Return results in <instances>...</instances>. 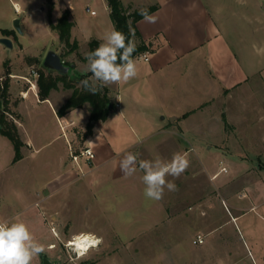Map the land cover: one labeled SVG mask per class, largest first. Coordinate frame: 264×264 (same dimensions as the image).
Instances as JSON below:
<instances>
[{
    "label": "rangeland",
    "instance_id": "rangeland-1",
    "mask_svg": "<svg viewBox=\"0 0 264 264\" xmlns=\"http://www.w3.org/2000/svg\"><path fill=\"white\" fill-rule=\"evenodd\" d=\"M14 1L26 3L18 14ZM67 1L85 37L95 33L96 24L105 30L110 22L105 0H57L56 10L55 0H0V38L7 37L12 44L6 47L0 42V109L6 123L17 128L15 121L20 116L15 105L19 100L21 132L34 137L27 147L19 136L23 156L14 160L11 140L0 134V220H22L45 246L32 264H41L42 254L54 264H252L254 259L264 264V212L249 209L251 203L264 202V69L245 76V82L239 80L225 102L210 91L216 96L211 104L220 109L226 106L228 123L215 117L213 121L220 125L211 126L215 132L207 140L188 142L177 135L162 139L160 134H146L133 119L121 118L118 109L113 110L123 121L125 133H130L129 143L137 147L138 160L157 156L170 160L179 152L190 161L179 178H167L177 185V191L165 189L161 200H149L139 169L131 177H92L89 168L95 166L86 163L85 156H78L74 163L72 154L78 155L85 147L87 113L82 121V112L70 114L77 123L71 126L73 147L68 148L63 135L68 131L60 129L58 115L38 107L33 91L28 98H20V91L28 86L21 77L32 79V69L43 70L48 50L63 51L49 26L48 13L51 3L50 20L55 22V14ZM252 1L259 4L264 17V0ZM231 39V49L246 70H258L256 64L264 67V41L237 44ZM79 42L80 50H85L87 45ZM35 91L38 94L37 84ZM69 93L59 82L58 91L52 89L50 97L62 101V94ZM193 144L195 150L186 151ZM122 158L112 161L118 165ZM221 166L227 171L219 172ZM229 191L246 194L237 200L244 214L236 220L231 217L235 211ZM198 232L204 234V242L194 245L192 238ZM83 233L98 241L96 245L81 252L67 245Z\"/></svg>",
    "mask_w": 264,
    "mask_h": 264
},
{
    "label": "crops",
    "instance_id": "crops-1",
    "mask_svg": "<svg viewBox=\"0 0 264 264\" xmlns=\"http://www.w3.org/2000/svg\"><path fill=\"white\" fill-rule=\"evenodd\" d=\"M120 1L129 10L145 9L157 5L156 9L149 13V15L157 17V22L149 23L143 17L136 22L138 34H134L131 40H134L136 46L139 44L147 46L145 51L133 56L138 67L137 77L126 83L105 86L113 106L105 120L92 123L94 125H92L91 133L84 141L85 146H89L94 152L92 160L85 159L86 163L95 166L89 168L92 177L103 175L114 178L124 177L119 170V164L116 165L112 160L114 157L116 159L123 157L127 152L134 153L137 148L135 144L129 143L130 133H125L123 121L118 120L116 114L113 113L114 109H118L121 118L130 117L133 119L140 128L142 127L141 129L145 130L146 134L147 132L160 134L162 139L177 135V138L188 142L207 140L208 136L215 132L211 126L220 125L218 120L217 122L213 121L215 117L222 119L223 124L228 123L226 106H222L220 109L211 104L216 97L211 93L215 91L217 97H222L221 101L225 102L233 89L241 83L239 80L245 82V76L249 77L251 73H258V71L261 73V70L264 69L260 64H256L255 68L258 70H246L242 64L243 60L240 59L241 62L231 49V38H235L237 44L251 43L252 39L264 41V17H262L261 9L256 1ZM12 5L14 13L18 14L26 3L25 1L22 3L14 1ZM56 5L57 0H55V10ZM107 9L109 15L108 6ZM65 10H68L69 18L73 22L71 40L77 41L79 49V39L83 40L86 45L92 39H96L100 44L103 42L102 38L105 33L114 28L110 19L105 30L96 24L95 33L85 37L86 31L79 26L74 17V7L70 1H67V5L63 6L58 14H55L56 19ZM145 53L148 55V60L141 58ZM65 59L73 60L74 71L87 72V62L76 59L72 54L66 56ZM206 61L209 64L207 69ZM205 80L208 90H205ZM98 83L96 82V84ZM30 91L32 90L27 89L26 97H21L19 94L20 98H28ZM57 91L58 88L55 89V92ZM112 93L115 94V97H112ZM50 94L47 99L42 100L37 93H34L35 103L38 107H46L57 115V107L64 103L67 95L62 94L64 96L62 101L58 98L53 101ZM18 106L19 100L16 102L15 108L19 113L20 120L22 113ZM74 111L82 112L81 121L85 118L86 113L89 116L86 107L71 109L61 117L56 116L60 129L64 127L68 131L66 134L63 133L67 138L68 148L70 145L71 148L73 147L71 126L77 123L70 117ZM166 118L169 119V123L164 122ZM19 120L15 121L19 136L23 140V146L29 147L32 145L34 137L31 133L23 135L20 129L22 122ZM175 124L178 129L174 127ZM190 150H195L194 144L186 149V151ZM74 163L77 164V161ZM107 163L109 166L111 164V167H107ZM229 188L227 187V190ZM244 196L246 194L240 191L237 193L228 192V200H231L230 204L235 211L231 215L233 220L244 214L241 203L237 202ZM257 208L264 212V202L250 204V210ZM258 262V259H254L252 264H259Z\"/></svg>",
    "mask_w": 264,
    "mask_h": 264
},
{
    "label": "clouds",
    "instance_id": "clouds-1",
    "mask_svg": "<svg viewBox=\"0 0 264 264\" xmlns=\"http://www.w3.org/2000/svg\"><path fill=\"white\" fill-rule=\"evenodd\" d=\"M145 21L156 23L157 17L149 15L146 10L140 13ZM103 42L86 54L87 71L92 74L90 80L81 81V86L95 94L98 89L110 84L126 83L138 75V67L133 59L136 51L134 40L113 28L105 33ZM190 166V161L183 153H174L170 160L157 156L151 160H138L136 154L127 152L119 161V170L126 177L133 176L137 170L143 172L141 177L144 195L152 201L163 198L165 189L177 191V185L168 180L169 176L179 178ZM45 251L28 225L22 220L0 221V264H32V261Z\"/></svg>",
    "mask_w": 264,
    "mask_h": 264
},
{
    "label": "trees",
    "instance_id": "trees-1",
    "mask_svg": "<svg viewBox=\"0 0 264 264\" xmlns=\"http://www.w3.org/2000/svg\"><path fill=\"white\" fill-rule=\"evenodd\" d=\"M51 2L52 0H48ZM107 6L109 8V17L112 21L113 27L125 34L128 39L134 34H138L136 29V22L143 16L140 14L141 10H146L147 13H151L157 7V5L149 6L145 9H134L129 10L125 7L120 0H106ZM50 10H52V4L50 3ZM50 10L48 13L49 26L58 35V41L60 46L63 48L60 52V57L63 63L66 65L72 64L65 59L66 56L72 54L76 59L83 62H87L85 56L87 53L94 51L98 46L99 42L96 39H92L88 42L85 50L79 49V45L76 40H71V28L73 22L69 18L68 10H65L56 19L55 22L50 20ZM147 46L145 44H139L136 46V51L133 56L138 53L145 51ZM43 70L38 72L37 85H38V96L40 99H47L52 89L58 88V83L62 82L63 87L66 90H70L66 100L63 104L57 107L56 113L59 117L65 115V113L71 109L86 107L89 112V123L87 124V129L84 133L86 138L91 133L92 123L98 120H105L107 118L108 112L113 106L110 100L107 89L104 86L100 88V84H96V87L100 89L95 94L90 93L81 86V81L89 79L91 85L90 72L78 73L71 70L67 74H59L53 70H48L42 67ZM6 91L4 90L3 93ZM0 134L7 136L15 149L14 160L20 159L22 157L20 153V147L22 142L17 133V128L13 123L7 124L4 119V110L0 109Z\"/></svg>",
    "mask_w": 264,
    "mask_h": 264
},
{
    "label": "built area",
    "instance_id": "built-area-1",
    "mask_svg": "<svg viewBox=\"0 0 264 264\" xmlns=\"http://www.w3.org/2000/svg\"><path fill=\"white\" fill-rule=\"evenodd\" d=\"M86 10L87 11L89 10V6L88 5L86 6ZM90 13L94 14L95 12L93 10H90ZM141 58H143L144 60H148V55L145 53V54H143L141 56ZM30 74H31L32 79L28 78L27 76H22L21 79H23L24 81H26L28 83L27 89H31L32 91H34V93H36L35 89H36V84H37L38 71L35 70V69H32L30 71ZM27 89L20 91L21 97H26L27 96ZM78 156H85L87 160H92L94 158V152L89 146H85L78 155L77 154H72V159L74 161H77V157ZM220 171L226 172L227 168L224 167V166H221L220 169H219V172ZM217 174L218 173L213 175V177H215ZM0 221H2V220H0ZM76 238H78V237H76ZM76 238H74V239H76ZM74 239L69 240L67 242V245L77 251L78 249L76 248L75 245L69 244V243L73 242ZM203 242H204V235H202L200 233H197L192 238V243L194 245H200Z\"/></svg>",
    "mask_w": 264,
    "mask_h": 264
},
{
    "label": "water",
    "instance_id": "water-1",
    "mask_svg": "<svg viewBox=\"0 0 264 264\" xmlns=\"http://www.w3.org/2000/svg\"><path fill=\"white\" fill-rule=\"evenodd\" d=\"M14 26L19 30V22L18 19L14 20ZM0 42L4 44L6 47H11V41L7 37L0 38ZM43 67L48 70H53L59 74H67L73 68V64L66 65L63 63L59 53L54 50H48L43 59ZM93 123V122H91ZM41 264H54L45 254L40 256Z\"/></svg>",
    "mask_w": 264,
    "mask_h": 264
},
{
    "label": "bare ground",
    "instance_id": "bare-ground-1",
    "mask_svg": "<svg viewBox=\"0 0 264 264\" xmlns=\"http://www.w3.org/2000/svg\"><path fill=\"white\" fill-rule=\"evenodd\" d=\"M97 242L98 241L91 238L90 235L83 233L82 235L78 236V238L74 239V241L69 244L75 245L78 251L81 252L82 250L86 251L92 246H95Z\"/></svg>",
    "mask_w": 264,
    "mask_h": 264
}]
</instances>
